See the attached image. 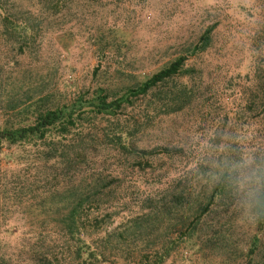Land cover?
Masks as SVG:
<instances>
[{
    "label": "rangeland",
    "instance_id": "1",
    "mask_svg": "<svg viewBox=\"0 0 264 264\" xmlns=\"http://www.w3.org/2000/svg\"><path fill=\"white\" fill-rule=\"evenodd\" d=\"M6 7L41 30L21 55L0 25V123L12 115L10 108L33 103L24 101L38 91L48 94L49 105L64 103L98 85H133L180 56L200 71L194 103L162 117L138 140L150 151L165 146L172 152L156 161L157 171L140 173L108 152L90 167L122 176L125 187L122 204L110 210L118 214L107 228L116 233L112 246L101 248L105 264L152 261L198 216L224 173L232 177V197L203 217L195 248L180 244L166 264H264V234L260 248L250 251L257 232L250 195L264 186V0H6ZM211 27L212 48L190 56ZM101 40L119 50L102 53ZM126 118L131 122L134 114ZM0 163L2 195V177L19 169L3 157ZM181 189L188 191L184 207L174 200ZM5 220L19 229L0 234V264H74V249L63 237L28 234L19 208L2 198L0 223Z\"/></svg>",
    "mask_w": 264,
    "mask_h": 264
},
{
    "label": "trees",
    "instance_id": "2",
    "mask_svg": "<svg viewBox=\"0 0 264 264\" xmlns=\"http://www.w3.org/2000/svg\"><path fill=\"white\" fill-rule=\"evenodd\" d=\"M35 22L17 18L7 9L6 0H0V25L21 55L40 37L41 29ZM214 30L215 27L207 29L200 43L192 47L190 56L202 55L212 48ZM115 46L118 49V45L101 40L99 49L104 53ZM188 60L189 57L180 56L157 73L123 88L98 85L68 102L53 105H49L48 94L38 91L24 101L33 103L22 109L19 104L10 108L12 115L0 123V157L19 172L10 178L6 173L2 177L4 193L0 194V202L3 198L5 203L19 208L28 234L60 235L74 249V264H105L101 248L112 246L116 233H108L107 228L118 214L110 210L122 204L125 187L122 176L90 171V167L104 152L132 162V168L140 173L155 172L159 158L172 157L168 147L150 151L138 140L154 129L162 117L183 112L194 103L193 85L200 71L189 66ZM175 81L182 83L173 87ZM130 113L134 114L131 122L126 118ZM8 184L14 187L12 194L5 191ZM233 193L232 177L224 173L199 208L198 216L187 226L183 223L184 230L177 239L154 253L147 264H166L182 243L193 250L201 239L203 217ZM187 196V190L177 191L176 205L184 207ZM250 197V214L257 227L250 243L253 252L263 244L264 186ZM136 225L143 227L142 223ZM18 229L17 224L6 220L0 223L2 235H14ZM98 234L103 237L96 239ZM118 236L127 240L124 233ZM50 262L47 264H54Z\"/></svg>",
    "mask_w": 264,
    "mask_h": 264
}]
</instances>
